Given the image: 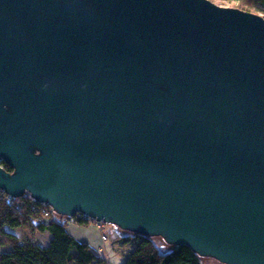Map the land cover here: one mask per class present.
Listing matches in <instances>:
<instances>
[{
	"label": "water",
	"instance_id": "1",
	"mask_svg": "<svg viewBox=\"0 0 264 264\" xmlns=\"http://www.w3.org/2000/svg\"><path fill=\"white\" fill-rule=\"evenodd\" d=\"M0 189L207 264H264V16L0 0Z\"/></svg>",
	"mask_w": 264,
	"mask_h": 264
},
{
	"label": "trees",
	"instance_id": "2",
	"mask_svg": "<svg viewBox=\"0 0 264 264\" xmlns=\"http://www.w3.org/2000/svg\"><path fill=\"white\" fill-rule=\"evenodd\" d=\"M236 7L264 12V0H235ZM2 165L13 168L6 162ZM48 213V214H46ZM74 223H89L82 216ZM72 218L56 213L51 206L35 201L29 193L13 198L0 189V264H110L88 243L72 237L66 227ZM48 232L49 241L39 233ZM156 238L141 234L134 239L122 264H205L204 257L186 245L165 249ZM163 240V239H162Z\"/></svg>",
	"mask_w": 264,
	"mask_h": 264
},
{
	"label": "crops",
	"instance_id": "3",
	"mask_svg": "<svg viewBox=\"0 0 264 264\" xmlns=\"http://www.w3.org/2000/svg\"><path fill=\"white\" fill-rule=\"evenodd\" d=\"M66 229L68 233L76 240L88 243L94 250L99 253L101 257L105 258L110 264H117L115 262H111V260L114 259H117L118 264H122L128 251L131 250L133 248V245L135 244L134 239H131V241L129 242L126 241V238H128L131 234L123 236L118 232L117 228L114 229V231L117 233V238L113 241H111V237H109L106 233L107 227L104 233L100 231L94 225V223L80 224L69 222ZM103 233L108 237L106 241H103ZM38 236L43 238L45 241H49L51 238L48 232L39 233ZM204 263L207 264L205 260Z\"/></svg>",
	"mask_w": 264,
	"mask_h": 264
},
{
	"label": "rangeland",
	"instance_id": "4",
	"mask_svg": "<svg viewBox=\"0 0 264 264\" xmlns=\"http://www.w3.org/2000/svg\"><path fill=\"white\" fill-rule=\"evenodd\" d=\"M213 2L222 5V6H231V7H236V2L235 0H212ZM258 14H261L264 16V12L262 11H252ZM107 225V230L106 233L108 234L109 237H111V241L116 240L117 238V233L114 231V229H116V227L114 226H110L109 223L106 224ZM111 262H115L118 264L117 259L111 260Z\"/></svg>",
	"mask_w": 264,
	"mask_h": 264
},
{
	"label": "built area",
	"instance_id": "5",
	"mask_svg": "<svg viewBox=\"0 0 264 264\" xmlns=\"http://www.w3.org/2000/svg\"><path fill=\"white\" fill-rule=\"evenodd\" d=\"M46 214H48V213H46ZM76 216H82L83 218H85V220H87L89 223H94V225L100 230V231H102V232H104L105 230H106V227H107V223H104V222H101V221H96V220H92V219H88V218H86L84 215H81V214H78V215H76ZM75 217V216H74ZM72 218V222H74L73 221V217H71ZM105 233V232H104ZM103 233V235H102V238H103V241H106L107 239H108V237H107V235L106 234H104Z\"/></svg>",
	"mask_w": 264,
	"mask_h": 264
}]
</instances>
